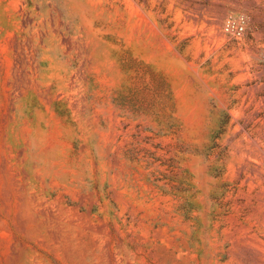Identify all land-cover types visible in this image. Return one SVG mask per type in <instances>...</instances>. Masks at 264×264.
<instances>
[{
  "label": "rangeland",
  "instance_id": "1",
  "mask_svg": "<svg viewBox=\"0 0 264 264\" xmlns=\"http://www.w3.org/2000/svg\"><path fill=\"white\" fill-rule=\"evenodd\" d=\"M0 264H264V0H0Z\"/></svg>",
  "mask_w": 264,
  "mask_h": 264
},
{
  "label": "built area",
  "instance_id": "2",
  "mask_svg": "<svg viewBox=\"0 0 264 264\" xmlns=\"http://www.w3.org/2000/svg\"><path fill=\"white\" fill-rule=\"evenodd\" d=\"M247 26V19L245 15H239V16H231L229 17L224 25H223V31L231 37H234L236 39H240L245 31Z\"/></svg>",
  "mask_w": 264,
  "mask_h": 264
}]
</instances>
